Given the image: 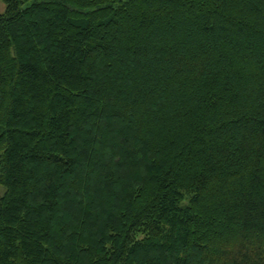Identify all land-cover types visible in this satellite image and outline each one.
Wrapping results in <instances>:
<instances>
[{
	"label": "trees",
	"instance_id": "obj_1",
	"mask_svg": "<svg viewBox=\"0 0 264 264\" xmlns=\"http://www.w3.org/2000/svg\"><path fill=\"white\" fill-rule=\"evenodd\" d=\"M0 3V264H264V0Z\"/></svg>",
	"mask_w": 264,
	"mask_h": 264
},
{
	"label": "rangeland",
	"instance_id": "obj_2",
	"mask_svg": "<svg viewBox=\"0 0 264 264\" xmlns=\"http://www.w3.org/2000/svg\"><path fill=\"white\" fill-rule=\"evenodd\" d=\"M5 7L0 3V13L4 11ZM6 193V188L3 185H0V198H2Z\"/></svg>",
	"mask_w": 264,
	"mask_h": 264
}]
</instances>
